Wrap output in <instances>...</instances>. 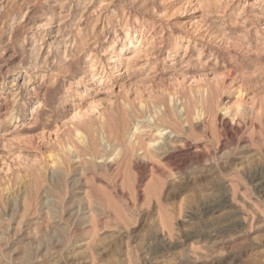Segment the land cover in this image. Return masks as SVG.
I'll return each instance as SVG.
<instances>
[{"label": "rangeland", "instance_id": "374dc122", "mask_svg": "<svg viewBox=\"0 0 264 264\" xmlns=\"http://www.w3.org/2000/svg\"><path fill=\"white\" fill-rule=\"evenodd\" d=\"M0 264H264V0H0Z\"/></svg>", "mask_w": 264, "mask_h": 264}, {"label": "bare ground", "instance_id": "6f19581e", "mask_svg": "<svg viewBox=\"0 0 264 264\" xmlns=\"http://www.w3.org/2000/svg\"><path fill=\"white\" fill-rule=\"evenodd\" d=\"M135 46H138L137 43H135V42H133V41H129V46L126 47V49H130V48L135 47ZM116 57H117V59H119L120 56L117 55ZM177 113H178V112H177ZM148 121H149V120H148ZM149 123L152 124L151 121H150ZM137 129H138V128H136V130H137ZM136 130H135V131H136ZM79 132H80V131H79ZM166 133H167V132H163V129H159V130L157 131V134H158L159 136L162 135V134H166ZM167 134H168V133H167ZM79 136H80V135H79ZM107 137H108V136H107ZM80 138H81V136H80ZM133 138H134V136H133ZM163 138H164V137H163ZM81 140H82V139H81ZM94 140H96L95 137H94ZM102 140H103L104 145L107 144V145H105V146H106V148H108L109 145H110V144H109V141L106 140L105 137H103ZM105 140H106V141H105ZM83 141H84V140H83ZM162 141H165V140H162ZM81 142H82V141H81ZM130 142H131V141H130ZM154 142H155V141H154ZM157 142H159V141H157ZM157 142H155V143H157ZM160 142H161V141H160ZM160 142L157 144V145H158V147H157L158 150L164 149V148L162 147L163 144L160 143ZM161 144H162V145H161ZM93 145H94V146H92L93 150H96V148H97V146H98L97 142H96V141H93ZM150 145H151V144H150ZM151 146H152V145H151ZM104 148H105V147H104ZM142 148H144L145 151H147V148H148V147H147V146L144 147V146L142 145ZM105 150H106V149H105Z\"/></svg>", "mask_w": 264, "mask_h": 264}]
</instances>
